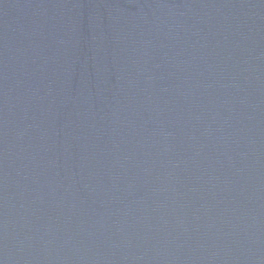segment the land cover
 <instances>
[{
  "label": "water",
  "instance_id": "95a60500",
  "mask_svg": "<svg viewBox=\"0 0 264 264\" xmlns=\"http://www.w3.org/2000/svg\"><path fill=\"white\" fill-rule=\"evenodd\" d=\"M0 264H264V0H0Z\"/></svg>",
  "mask_w": 264,
  "mask_h": 264
}]
</instances>
